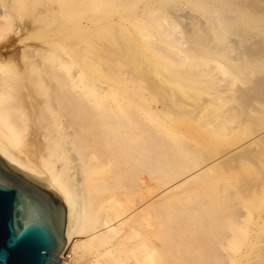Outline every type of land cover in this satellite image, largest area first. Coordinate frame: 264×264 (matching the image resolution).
<instances>
[{"label": "rangeland", "instance_id": "rangeland-1", "mask_svg": "<svg viewBox=\"0 0 264 264\" xmlns=\"http://www.w3.org/2000/svg\"><path fill=\"white\" fill-rule=\"evenodd\" d=\"M4 1L10 3L8 5L10 16L0 17V23L19 26L22 28L20 34H25L23 36L39 35L29 36L30 38H26L24 42L16 44L11 40L7 43L2 41L0 58L10 56L25 42L39 45L38 43L41 44L44 40L42 34H50L53 54H62L63 58L65 57L63 59L65 65L71 66L75 63L73 72L82 71L91 80L102 85L101 91L106 90L110 94L108 100H111L115 108L120 104H127L148 115V110H153L155 118H148V122L153 126L159 123L157 127L165 135L162 137L179 148L190 147L189 149L192 150L190 160L185 158L179 166L173 168L177 174H181L179 179L185 178L187 173L184 172L189 167H193L195 171L202 167L201 163L204 165L210 163L211 167L205 175L204 173L200 174L201 176L197 175L185 189L162 198V201H156L158 203L155 202L150 206L140 218L142 221L136 223L138 230L158 231L156 217L160 218L166 209L179 206L178 202L184 204L185 200L192 198L196 204L199 203L197 206L200 211H205L201 205L205 204V208L208 203H212L220 210L219 213H211L212 217L204 228L202 237H197L195 228L193 231L196 235L193 244L194 264H264V69L260 68L258 71L259 67L250 64L248 53L243 52L241 55L237 53L241 48L243 34H216L218 37L223 36L228 42L232 41L230 42L232 48L223 45L213 50L209 49L204 45L206 43L203 39L216 35L195 33L199 26L203 29L207 28L205 8L199 9L195 6L205 0H195V2L180 0V3H175L179 8H173L172 14L176 15L174 20L180 24V29H184L183 35L188 41L183 47L187 61L182 62L166 57V54H170V50L159 51L153 48L157 43L151 45L150 39L142 32L154 28L147 15L150 7L157 8L159 15L171 16L167 12V7H164L165 0ZM45 15L48 17L47 22L41 20ZM7 34L6 39L11 38L14 29L11 28ZM155 35L159 37V41L166 39L159 34ZM248 37L250 41L248 40L249 43L245 48L251 50L254 48L257 36L249 34ZM234 46H238L237 49H234ZM173 50L174 52L171 49V54L176 53L175 49ZM164 52L168 53L164 54ZM194 59L198 63H193L194 65L189 63ZM217 62L230 68V74L233 75L228 77L230 81L223 82L222 86L219 85L220 88L216 83L210 84L213 86L210 88L209 81L214 77L212 67ZM181 69L185 72L182 71L185 79L180 76ZM186 71L200 72L203 76L199 79L195 78L197 81L193 78L190 80V77H186L189 76ZM200 79H209V81H199ZM188 82L189 84H186ZM111 96L119 102H115ZM166 132L172 137L168 134L166 138ZM252 140L255 141L247 145ZM93 159H91L93 163L90 162L93 167L90 169L97 170L102 160L96 156ZM103 176L108 179V175ZM92 177L94 182L100 180L99 174H94ZM155 183L156 181L152 180L150 184L145 183V187L139 186L128 193H125L121 186L112 187L100 192L102 198H97L95 203L104 206L103 211L111 212L114 208L113 213L122 214L127 207L133 206L137 200V202L144 200V197L147 199V196L150 198L153 195L160 199L163 189L172 182L164 180L162 181L164 184L160 182L159 186ZM135 195L138 199H135L137 198ZM119 203H123L121 206L125 209ZM200 203L204 204L200 205ZM116 204L118 205L115 206ZM119 208L123 211L116 213ZM160 221L163 225L162 220ZM87 234L79 236L78 239L88 238ZM147 242L150 243L152 240L147 239ZM76 244L78 241H75ZM94 249V245L90 243L81 248L78 253L79 264L95 263L97 253H93ZM142 249L146 251L145 248ZM160 251H155L151 260L145 252L144 255L140 252L138 254L140 257H135L141 263L164 264L165 256ZM116 254L120 258L116 264H138V260L128 252L122 251ZM73 260H77V254H73ZM102 260L105 262L107 258L103 256Z\"/></svg>", "mask_w": 264, "mask_h": 264}, {"label": "bare ground", "instance_id": "bare-ground-1", "mask_svg": "<svg viewBox=\"0 0 264 264\" xmlns=\"http://www.w3.org/2000/svg\"><path fill=\"white\" fill-rule=\"evenodd\" d=\"M175 3H180V0H165L164 7H167V12L171 14L169 17L167 14L159 15L157 8L150 7L147 15L154 28H149L148 32L141 31L150 39L151 45L157 43V47L152 46L156 50L168 52L170 50L168 55L166 54L168 52H164L166 57L171 58L170 60L174 58L186 62L187 57L183 47L188 41L184 38V29L182 27L180 29V24L174 20L176 15L172 14V9L179 8V5ZM9 4L0 0V17L10 16ZM181 6H183L182 3ZM195 6L199 9L205 8L204 13L208 20L205 31L202 26H199L195 31L196 34H243L241 48L237 53L239 55L243 52L248 53L249 63L259 67L258 71L260 68L264 69V0H205ZM42 18L41 20L48 21L46 15ZM14 27L13 24L0 23V43L11 40L16 44L24 42L26 38H30L29 36L39 35L23 36L25 34H20L22 28ZM11 28L14 29V34L6 39ZM155 34L166 39L159 41V37ZM249 34L257 36L256 40L254 38V48L251 50L245 48V45L249 43ZM42 35L44 40L41 44L25 42L10 56L0 58V152L4 153V160L20 169L34 175L46 174V185H52L53 191L66 193L68 250L61 253L62 262L79 264V250L90 243L95 247L93 253H97L93 264H116V261L120 259L117 252H128L135 257L143 251L142 248L146 249L143 252L147 253L146 256L150 260L155 251L158 252L161 249L160 252L165 256L164 264H194L193 244L196 235L193 231L194 228L197 230L196 234L199 238L204 235L203 230L212 217L211 213L220 211L214 204L208 203L205 209V204L200 203V205L204 204L201 207L205 210L200 211L197 206L199 203L196 204L192 198L185 200L184 204L178 202L179 206L163 211L162 218L156 217L159 221L155 219L158 231L140 232L136 223L156 201H162V198L185 189L197 175L201 176L203 173L205 175L211 167L210 163L206 165L207 162L204 165L200 162L202 167L195 171H193V165H190L192 168L189 167L186 172L183 170L184 174L187 173L186 176L182 174L185 178L179 179L181 174H177L173 168L176 165L179 166L185 158L192 156L190 147H181V149L163 138L165 135L158 128L159 123L153 126L148 122V118H155L153 110L149 109L148 115L142 114L127 104H120L118 108H115L111 100H108L110 94L106 90L101 91L102 85L91 80L82 71L73 72L75 63L71 66L65 65L63 61L65 57L52 52L50 34ZM203 40L206 43L203 42V44L211 50L223 45L232 48L230 43L232 41L228 42L223 36L216 35ZM237 47L234 46V49ZM171 49L173 52L175 49L176 53L171 54ZM207 62L209 63V60ZM189 63H198V61L194 59ZM212 70L214 77L210 81L202 79L209 81L210 88L213 87L210 86L212 83H216V86L220 88L222 83L230 81L228 77L233 75L230 74L231 69L224 67L221 62H217ZM180 71L181 78L185 79L183 74L185 72L183 69ZM187 72L189 76L186 77H190V80L203 76L200 72ZM111 98L114 100L115 97L111 96ZM114 101L119 102L118 99ZM168 134L166 132V136ZM169 136L172 137L170 134ZM254 141L248 142L247 145ZM93 155L102 160L97 170L90 169L93 167L90 163H93L91 160ZM93 160L96 161V159ZM94 174H99L100 180L97 179L98 181L94 182L92 180ZM103 175H108V179ZM152 180H155L158 186L164 180L172 182L163 189L160 199L153 195L148 198L145 191L146 193H143L147 199L144 197V200L133 202V206L127 207L122 214L119 213L123 211L120 208L116 212L119 214H115L114 208L111 212L103 211L104 206L95 203L100 197V192L109 188L121 186L125 193H128L139 186L145 187V183L150 184ZM122 204L119 203L120 206ZM86 234L88 235L86 240L81 237L78 239L79 236H86ZM147 239L152 242H147ZM75 241H78L77 248ZM73 254H77L75 261ZM103 256L107 258V261L102 260ZM136 259L135 261L138 260ZM144 263L138 260V264ZM146 264H155V262Z\"/></svg>", "mask_w": 264, "mask_h": 264}, {"label": "water", "instance_id": "water-1", "mask_svg": "<svg viewBox=\"0 0 264 264\" xmlns=\"http://www.w3.org/2000/svg\"><path fill=\"white\" fill-rule=\"evenodd\" d=\"M67 250L66 193L0 152V264H66Z\"/></svg>", "mask_w": 264, "mask_h": 264}]
</instances>
